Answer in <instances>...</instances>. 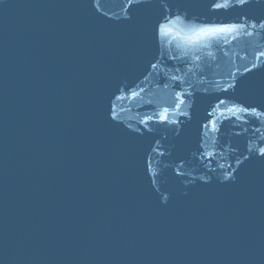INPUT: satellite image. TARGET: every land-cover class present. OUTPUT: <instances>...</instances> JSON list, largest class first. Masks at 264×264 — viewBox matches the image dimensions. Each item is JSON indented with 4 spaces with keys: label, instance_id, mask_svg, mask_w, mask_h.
<instances>
[{
    "label": "water",
    "instance_id": "obj_1",
    "mask_svg": "<svg viewBox=\"0 0 264 264\" xmlns=\"http://www.w3.org/2000/svg\"><path fill=\"white\" fill-rule=\"evenodd\" d=\"M0 264H264V0H0Z\"/></svg>",
    "mask_w": 264,
    "mask_h": 264
},
{
    "label": "snow or ice",
    "instance_id": "obj_2",
    "mask_svg": "<svg viewBox=\"0 0 264 264\" xmlns=\"http://www.w3.org/2000/svg\"><path fill=\"white\" fill-rule=\"evenodd\" d=\"M244 2H246V0H241V3H244Z\"/></svg>",
    "mask_w": 264,
    "mask_h": 264
}]
</instances>
